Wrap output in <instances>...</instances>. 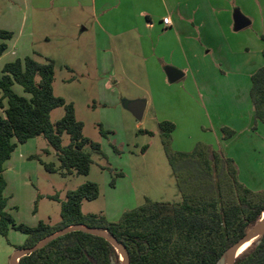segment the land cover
<instances>
[{
    "label": "rangeland",
    "instance_id": "obj_1",
    "mask_svg": "<svg viewBox=\"0 0 264 264\" xmlns=\"http://www.w3.org/2000/svg\"><path fill=\"white\" fill-rule=\"evenodd\" d=\"M206 1L219 7L215 9L221 16L215 20L221 31L217 34L200 33L195 28V33L185 35L188 61H194L190 57L192 44L198 53H202V67L198 66L206 79L204 83L207 86L202 90L205 93L198 92V106H193L190 97L178 90L180 83H167L169 89L166 90L157 86L154 92L161 90L158 93L165 95L158 115L178 123L171 135L174 152L186 153L197 145L209 146L234 160L243 185L254 192H262L264 126L259 123L260 129H253L250 87L252 74L264 65V0ZM54 2H29V23L25 25V18L21 15L25 2L0 0V30L21 38L24 27L29 28L32 42L30 57L40 63L46 59L54 61V95L74 105L76 118L84 125L83 135L99 144L102 155H92L93 165L87 176L62 177L58 173L47 172L41 163L59 166L55 151L43 137L18 145L5 164L9 184L5 191L7 211L17 224L28 227H36L40 222L55 225L61 219L60 201L66 200L69 191L87 182L98 185L99 197L84 201L82 212L103 215L112 222L118 221L124 212L143 205L145 199L162 203L180 202L181 195L160 137L161 122L156 120L151 108H147L142 120L138 121L122 106L124 100L148 99L150 92L144 55L139 44L136 45L137 40L130 36L127 43L117 41L111 48L108 57L113 62L115 75H112L100 60L97 66L91 11L54 8ZM155 5L153 20L158 27L153 40L155 44L161 43L162 59L165 52L162 44L167 42V38L160 37L162 29L158 20L163 11L160 1L156 0ZM235 10L250 21L248 27L238 32L234 31ZM178 47L180 54L181 46ZM165 53L166 62L156 59L161 72L165 73L167 67H172L169 66L172 61L179 66L182 64L178 53L173 59L169 52ZM10 59L11 55H6L0 67ZM122 68L128 71L124 73ZM120 75L123 78L119 79ZM112 80L120 82L114 84ZM14 89L17 94L24 95L21 87L15 86ZM63 116V108L55 109L51 113L52 124ZM224 128L233 131L234 135L225 138ZM145 130L154 132V135L144 133ZM69 141V136L64 134L62 145L67 146ZM86 151H89L88 147ZM21 170L31 171L29 184H24ZM52 196L60 201L51 200L49 197ZM25 240L24 234L14 230H10L7 238L0 236V264L5 260L9 264L5 249L19 246Z\"/></svg>",
    "mask_w": 264,
    "mask_h": 264
},
{
    "label": "trees",
    "instance_id": "obj_2",
    "mask_svg": "<svg viewBox=\"0 0 264 264\" xmlns=\"http://www.w3.org/2000/svg\"><path fill=\"white\" fill-rule=\"evenodd\" d=\"M13 36L0 30V57ZM262 56L264 59V49ZM54 75L53 60L40 63L32 57L6 63L0 70V108L6 104L4 116H0V236L7 238L10 230L26 236L24 244L14 249L32 248L59 230L81 225L107 231L126 247L130 264H219L225 252L260 221L264 191L254 192L240 182L234 160L206 145H197L191 152H174L171 135L175 125L163 121L159 123L160 137L180 202L145 199L143 205L112 222L103 215L82 212L84 201L99 197L98 185L87 182L69 191L65 201L49 197L61 202L59 223L17 224L7 211L4 172L18 145L43 137L55 151L59 166L40 162L47 172L62 177L87 176L92 155H102L99 144L83 135L84 125L77 120L74 105L54 95ZM15 86L21 87L24 95L17 94ZM250 99L256 129L259 123L264 126V65L251 76ZM57 108L64 109V116L52 124L51 113ZM100 131L105 135L102 128ZM222 131L225 138L234 135L227 128ZM64 134L69 136L67 146L62 145ZM19 264H120V257L103 238L76 231L20 258ZM235 264H264V235Z\"/></svg>",
    "mask_w": 264,
    "mask_h": 264
},
{
    "label": "crops",
    "instance_id": "obj_3",
    "mask_svg": "<svg viewBox=\"0 0 264 264\" xmlns=\"http://www.w3.org/2000/svg\"><path fill=\"white\" fill-rule=\"evenodd\" d=\"M25 2V10L21 13V15L25 18V25L27 22L29 23L30 17V4L29 2H33L36 0H23ZM49 1V0H47ZM56 2L52 3L54 8H67V9H77L81 10H89L92 13L94 18V38H95V50H96V58H97V66L98 60L103 62L110 69V73L115 75V71L112 68L113 62L111 59L109 60L110 50L114 46L117 41H123L127 43V38L130 36L137 40L136 45L139 44L141 52L144 55L145 60V71L148 82H149V96L148 99H143L146 101V108H151V111L155 114L156 120L159 122L168 121L175 125V130L178 127L177 121L173 119H166L165 117H161L160 112L161 106L164 103L165 95L160 94L162 89H169L168 84L171 83L168 81V78L165 73L161 72L160 67L156 59L159 61L161 59V48L159 47L161 43H154L153 36L155 30L157 29V25L154 23L153 17L155 16V2L156 0H55ZM160 1V6L162 7V16L159 17V25H161V33L160 37L167 38V42L162 44V49L165 52H169L171 54V58L175 57V53H178L179 60L182 64L179 66L176 62L172 61L171 65L175 69L181 71L183 77L175 82L180 83L178 86V90L185 92L187 96L190 97V102L194 103L193 106H198V92H202L203 95L205 92L202 90L206 88L204 81L206 79L203 78L204 72L198 65L201 61H203L202 53H198L197 49L194 48V44H192L193 50H191V59L194 61H188L187 51H186V39L185 35L193 34L196 32L202 33H212L217 34L221 31L219 29V25L216 21L221 15L217 13L218 6H214L213 3H209L206 0H158ZM209 5H208V4ZM214 8V10H213ZM224 14V13H223ZM226 16V15H225ZM164 18H169L171 22V26L165 27L162 23ZM216 19V20H215ZM228 22V18L226 19ZM78 25V24H77ZM196 28V29H195ZM160 30V29H159ZM84 31H88V29H84ZM25 32H28V35H25ZM29 28L23 29V35L21 38H18L17 35H14L13 38L8 42L7 51L0 57L1 60L8 55H11V59L9 62H13L16 59H24L25 57H30V44L31 39L29 38ZM20 37V36H19ZM19 39V40H18ZM178 40V42H176ZM174 42L177 43L174 45ZM123 43V42H122ZM124 44H122L123 46ZM182 50L179 54V47ZM178 47V49L176 48ZM167 47V48H166ZM159 51V54H158ZM197 51V52H196ZM164 52V53H165ZM162 54L163 62H166L165 54ZM101 54V56H100ZM177 56V57H178ZM185 56V58H184ZM199 58V63H198ZM185 61V62H184ZM4 66V65H3ZM0 67V70L3 68ZM152 66V67H151ZM202 67V66H201ZM125 73L128 70L122 68ZM250 74V73H249ZM114 78V77H113ZM123 78L121 75L119 77ZM216 80H219L218 77ZM112 80L111 82H113ZM120 81L115 80L114 84H118ZM168 83V84H167ZM159 87L160 91L154 92L155 87ZM152 90V91H151ZM209 94V91L206 90ZM203 95H200L203 98ZM206 96H208L206 94ZM194 102H193V101ZM4 109L0 108V116H4V110L6 108L5 102ZM144 112V114H145ZM144 116V115H143ZM260 124L257 125V129H260ZM148 131H144L146 133ZM154 134V132H152ZM236 134V132H235ZM34 141V139L29 140L27 143ZM26 143V144H27ZM25 145V144H24ZM13 155V154H12ZM12 157V156H11ZM27 159V158H26ZM10 161V160H9ZM8 162V161H7ZM6 162V163H7ZM5 163V164H6ZM20 174L23 178L24 184L30 183L31 171L21 170ZM4 177L7 182L8 181L6 172H4ZM33 177V176H32ZM6 187V189H7ZM6 191V190H5ZM25 241L19 243V246L23 245ZM16 251L13 246L5 249V256L9 261L11 255ZM10 262V261H9ZM6 264V260L4 263Z\"/></svg>",
    "mask_w": 264,
    "mask_h": 264
},
{
    "label": "water",
    "instance_id": "obj_4",
    "mask_svg": "<svg viewBox=\"0 0 264 264\" xmlns=\"http://www.w3.org/2000/svg\"><path fill=\"white\" fill-rule=\"evenodd\" d=\"M234 21V31L238 32L250 25V21L242 15L239 10H235L233 14ZM165 74L168 78V81L173 84L179 81L183 74L181 71L173 68L167 67L165 69ZM122 106L125 110L129 111L138 121L142 120L145 108V100H135L122 102ZM80 231L89 235L103 238L111 244V246L116 250L117 254L120 257V264H130L129 253L126 247L118 242L114 237L110 236L107 231L95 228H89L86 226L75 225L59 230L58 232L44 238L38 242L32 248L16 250L10 258L9 264H19V259L32 254L46 245H48L53 240L66 235L71 232ZM264 235V211L262 213L260 221L250 229L245 236H243L239 241L233 244L221 257L219 264H235L236 259L239 258L254 242H259L260 238Z\"/></svg>",
    "mask_w": 264,
    "mask_h": 264
},
{
    "label": "built area",
    "instance_id": "obj_5",
    "mask_svg": "<svg viewBox=\"0 0 264 264\" xmlns=\"http://www.w3.org/2000/svg\"><path fill=\"white\" fill-rule=\"evenodd\" d=\"M162 23L164 24L165 27L171 26V22L169 18H164Z\"/></svg>",
    "mask_w": 264,
    "mask_h": 264
}]
</instances>
